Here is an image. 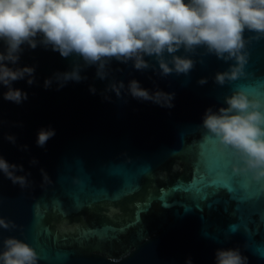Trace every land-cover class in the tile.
<instances>
[{"label":"water","instance_id":"water-1","mask_svg":"<svg viewBox=\"0 0 264 264\" xmlns=\"http://www.w3.org/2000/svg\"><path fill=\"white\" fill-rule=\"evenodd\" d=\"M246 51V76L221 86L214 77L232 61L203 47L181 48L176 55L189 56L193 68L165 76L154 57H144L142 70L115 58L101 69L51 46L22 45L9 67L34 68L33 83L13 82L27 94L19 104L4 100L0 86V156L22 165L17 174L29 185L0 173V217L17 225L0 229V240L30 243L39 264H215L217 249L229 248L247 264H264V180L234 174L237 157L202 128L205 111L226 107L234 90L264 104V38L251 39ZM74 70L79 81L62 79ZM132 80L172 94V106L134 98ZM41 128L55 130L43 147Z\"/></svg>","mask_w":264,"mask_h":264},{"label":"clouds","instance_id":"clouds-1","mask_svg":"<svg viewBox=\"0 0 264 264\" xmlns=\"http://www.w3.org/2000/svg\"><path fill=\"white\" fill-rule=\"evenodd\" d=\"M245 30L255 35L246 39ZM261 38L264 0H0V41L5 45L0 51V86L7 88L4 100L19 104L27 99V94L12 84L27 76L31 85L34 68L9 64L18 63L22 45L35 49L38 43L51 46L65 58L77 54L86 64L101 69L115 58L124 63L132 61L137 70H142L149 67L144 57H154L165 76L187 74L193 68L189 56L176 55L181 48L191 53L203 47L226 63L232 61L228 70L214 77L224 86L246 76V44ZM80 78L75 70L62 76L64 80ZM206 82L204 78L199 81ZM50 83L46 80L45 87ZM123 87V83L113 85L117 93ZM128 90L134 98L172 106V94L150 93L136 80L129 82ZM224 103L226 107L205 111L204 138H215L222 149L231 150L237 157L239 162L232 165L234 174L264 180V104L243 89L225 96ZM54 135V129L41 128L37 145L43 147ZM7 139L15 142L11 135ZM32 163L37 161L33 159ZM23 171L22 165L0 156V173L22 188L29 185L27 175L17 174ZM40 171L43 181L50 180L43 169ZM16 227L14 221L0 217V229L11 231ZM39 260L36 249L25 240L15 236L0 240V264H39ZM215 264H247V257L239 249H217Z\"/></svg>","mask_w":264,"mask_h":264}]
</instances>
